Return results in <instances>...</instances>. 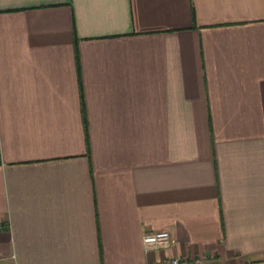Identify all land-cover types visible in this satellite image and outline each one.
I'll use <instances>...</instances> for the list:
<instances>
[{"label":"crops","instance_id":"obj_1","mask_svg":"<svg viewBox=\"0 0 264 264\" xmlns=\"http://www.w3.org/2000/svg\"><path fill=\"white\" fill-rule=\"evenodd\" d=\"M171 257L264 264V0H0V264Z\"/></svg>","mask_w":264,"mask_h":264},{"label":"built area","instance_id":"obj_2","mask_svg":"<svg viewBox=\"0 0 264 264\" xmlns=\"http://www.w3.org/2000/svg\"><path fill=\"white\" fill-rule=\"evenodd\" d=\"M141 243L145 251L165 249L169 246V236L165 231H157L150 234H145L141 237ZM208 257L197 258L193 264H201L205 262ZM166 264H186L176 257H171L167 260Z\"/></svg>","mask_w":264,"mask_h":264}]
</instances>
